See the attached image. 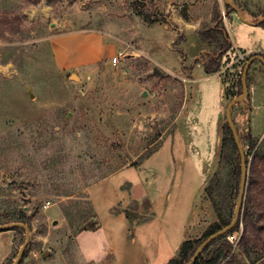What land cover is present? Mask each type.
<instances>
[{"label":"rangeland","instance_id":"rangeland-1","mask_svg":"<svg viewBox=\"0 0 264 264\" xmlns=\"http://www.w3.org/2000/svg\"><path fill=\"white\" fill-rule=\"evenodd\" d=\"M134 2L151 19L159 18V23L150 24L138 16ZM204 2L0 0V223L21 209L31 218L24 264H104L102 259L90 258L97 244L91 236L97 231V221L85 199L80 203L89 219L82 224L75 199L68 201L63 191L46 194L45 186L84 187L123 167L140 164L176 130V144L192 149L194 164L209 172L204 188L209 202L206 189L215 178L224 184L228 181L232 161L220 162L227 121L225 114L218 125L214 115L217 90L199 95L196 106L191 105L198 117L195 111L202 112L207 97L212 107L204 118L184 117L177 124L191 93L177 74L190 73L199 63L190 57L189 25L202 20L198 32L212 25L214 11L211 16L205 12ZM253 4L256 10H264V0H253ZM239 20L229 21L234 44L240 51H252L254 45L264 50V27ZM219 26L226 30L223 20ZM57 40L66 42L61 51L68 60L79 63L70 69L58 66L53 48ZM207 47L200 58L218 50L216 45ZM119 52L124 55L113 65L112 58ZM201 68L197 65L193 72H203ZM263 101L256 108L247 103L236 108H250L255 151L262 157ZM51 137L57 138L56 145L45 148ZM232 154L226 150V157ZM49 157L57 161L46 169ZM48 174L54 179L49 181ZM48 202L51 205L45 208ZM63 207L69 208L68 218ZM79 224L86 230L77 234L72 227ZM26 240L27 234L0 231V264L13 263ZM236 245L220 264H253ZM261 246L259 250L264 249Z\"/></svg>","mask_w":264,"mask_h":264},{"label":"crops","instance_id":"crops-1","mask_svg":"<svg viewBox=\"0 0 264 264\" xmlns=\"http://www.w3.org/2000/svg\"><path fill=\"white\" fill-rule=\"evenodd\" d=\"M230 1L217 0L221 9L219 11L223 12ZM205 2L207 3L205 12L211 16L215 2L214 0H205ZM239 18L249 25L262 26L259 23L263 18L254 20L247 12H237L234 9L223 14V25L232 47L223 55L222 67L219 71L207 73L205 65L199 62L193 67L192 72L177 74V77L184 81L187 93L191 92L181 107L177 124L184 117L204 118L206 111L212 107L210 102H206L207 97L204 98L202 112L201 109L195 111L198 117L194 116L191 105L196 106L195 100L199 95H210L213 90H217V111L214 115L219 125L229 103L227 91L236 83L243 61L252 54L264 57V50L260 47L254 45L252 51H240L234 44L229 21ZM183 21L188 25L185 20ZM201 21H191L189 25L191 31L188 40L191 45L192 61L198 60L207 52L198 32ZM212 26L214 27L215 24ZM61 41L57 40L53 43L56 61L61 69H70L79 61L68 60L67 54L61 51V47H64L66 42ZM240 56L247 58L240 60ZM197 65L203 67L201 68L203 72H193ZM249 72V98L245 102L236 104L234 109L242 103L256 108L257 102L264 100L262 78L264 65L258 61ZM254 74L258 76L255 77V81L252 80ZM187 75L189 77H186ZM189 83L192 85L189 86ZM195 106L193 107L197 108ZM248 110L240 111L249 113L252 127V118ZM176 133L177 130L170 140L163 138L161 147L139 165L123 167L88 188L101 224V228L95 234H91L97 242L91 250V259L97 261L102 259L104 264H168L185 241L201 237L207 227L216 220L212 204L204 195L209 172L194 164L192 149L183 145L181 146L184 148L181 149L179 144H176ZM115 209H118L116 213ZM131 226L132 237L129 236Z\"/></svg>","mask_w":264,"mask_h":264},{"label":"trees","instance_id":"trees-1","mask_svg":"<svg viewBox=\"0 0 264 264\" xmlns=\"http://www.w3.org/2000/svg\"><path fill=\"white\" fill-rule=\"evenodd\" d=\"M234 4L236 5L235 7L237 9H239L241 12H247L254 20H259L261 18L264 19V10H256L255 9L256 5L253 4V0H231L228 4H226V9L230 11H234L235 9L233 8ZM132 6L135 9L137 15L143 17L146 22L150 24L159 23L160 19L159 18L151 19L141 9L139 2H134ZM221 22L222 19H221L220 11L218 12V8H216L212 16V24H215V26L213 27L212 25H209L205 29L201 30V32H199V36L202 42L205 43L206 48H208L207 46H212V45L218 46V50L213 54H207L205 57L200 58V60H196V62H201L205 65V70L207 73H215L221 69L222 57L232 47L228 41L229 36L226 30L223 27L219 26ZM259 24L264 26V20H261ZM254 55L255 54L250 55L246 59V62ZM246 62H244L242 65V69L241 72L238 74V79L236 83L227 91V97L229 100H232L233 98L239 96L243 92L242 74ZM257 62L258 61H255L250 66L249 71L253 68L254 64ZM249 73L250 72H248V76H247L248 82L250 81ZM232 118L235 123L238 135L240 137L241 144L245 149L247 164H248V185H247L241 220L228 233L212 241L205 248L203 253L200 255V257L194 264H220L225 254H227V252H229L234 247V245L229 242L228 236L234 234L235 232H239L238 242L236 243L237 244L236 246L240 247V250L250 259L251 263L264 264V249L259 250L261 244L264 243V241H261V239L264 236V157H262L260 153L255 151L257 143H256V139L252 134L251 119L249 113L247 111H238L233 107ZM224 130L226 135L223 138V142H222L220 162L226 161L229 158L232 161V165H231L232 170L230 171V178L228 179L227 182H225V184L223 183L222 180H218L217 178H215L213 183H211L206 189L207 195L211 201L212 207L216 214V220L213 221L207 227V229L205 230V232L202 234L201 237L197 239H191L185 241L181 246L177 255L172 260H170L168 264H187L193 257L198 247L207 238L229 226L233 220L237 205L238 195H239V189H240L241 158L233 133L227 122L224 125ZM67 136L68 135H65L64 137ZM23 139H24V134L20 133L19 141H22ZM56 139H57L56 137H51L48 143L44 145V147L52 149V147L56 145L55 143ZM53 143H55V145ZM226 150L227 151L232 150L233 151L232 156L226 157ZM154 152H152L151 155ZM251 156H253L252 160H250ZM56 161L57 160L54 159L53 157L51 158L49 157L46 161V163L49 164L48 166H46L44 162L42 163L43 166L45 165L44 168L48 169V167L51 168L52 164L55 163ZM136 165L139 164H134L130 166H136ZM48 175H49V181L54 179L50 174ZM106 177L108 176L107 175L102 176L98 180L84 187L75 186L71 190L69 189L58 190V187H60L58 184L57 185L52 184L50 186H48L47 184L45 187L47 188L48 191L45 190V192L46 194H53L54 190H57L59 192L63 191L62 193L64 197L68 199V201L75 199L78 205L77 214L80 216V219L82 220L81 222L82 224L88 223V219H89L87 215V211H85V207H83L82 204L80 203L82 200L85 199L86 204L88 205L91 213L93 214V218L97 221L96 227L94 229V231H96L101 228V224L99 222L97 214L95 213L93 203L88 193V188L94 183ZM223 188L224 190L225 188L227 189L226 193L225 192L222 193ZM59 194L60 193H57L56 195L58 196ZM68 209H69L68 207L67 208L63 207V212L65 214V217L67 218L69 217ZM114 211L116 213L118 209H115ZM5 218L6 221L4 220V222L0 223V225L19 223L24 226H27L29 230H31V226L28 222V220H30L31 218L27 216L24 209L18 210L6 216ZM80 225L81 224L72 227L77 234L86 230V228H83ZM24 226L14 227L8 230L20 232L23 236H25L26 229ZM8 230H2V231H8ZM130 231L131 234L129 236L132 237L133 236L132 226ZM254 253H257L256 256ZM26 258H27V253L24 254V257L20 264H24Z\"/></svg>","mask_w":264,"mask_h":264},{"label":"water","instance_id":"water-1","mask_svg":"<svg viewBox=\"0 0 264 264\" xmlns=\"http://www.w3.org/2000/svg\"><path fill=\"white\" fill-rule=\"evenodd\" d=\"M237 12H240L239 9H237L235 6H233ZM264 20V19H262ZM255 61H260L263 65H264V57L261 55H256L251 57L245 64L244 69H243V74H242V84H243V92L242 94H240L239 96L233 98L232 100L229 101L227 107H226V121L228 123V125L230 126V129L233 133L235 142L237 144L238 150H239V154H240V158H241V181H240V189H239V195H238V200H237V205H236V209H235V213H234V217L233 220L231 222V224L229 226H227L226 228L222 229L221 231L213 234L212 236H210L209 238H207L199 247L198 249L195 251L193 257L191 258V260L187 263V264H194L198 258L200 257V255L203 253V251L205 250V248L215 239H217L218 237L228 233L230 230H232L237 224L238 222L241 220V216H242V212H243V207H244V200H245V195H246V190H247V185H248V164H247V157H246V152L245 149L243 148L241 141H240V137L238 135L235 123L233 121L232 118V109L233 107L242 102L245 101L249 98L250 95V90H249V84L247 81V76H248V72L250 69V66L255 62ZM155 72L157 74H161V72L159 70H155ZM144 95H147V93L145 92ZM18 226H24L22 224L19 223H11V224H4V225H0V230H8V229H12L14 227H18ZM26 229V234H27V240L26 242L23 244V246L21 247L19 254L16 258V260L14 261L13 264H20L24 254H25V250L27 249L28 246V242H29V236H30V230L27 226H24Z\"/></svg>","mask_w":264,"mask_h":264},{"label":"built area","instance_id":"built-area-1","mask_svg":"<svg viewBox=\"0 0 264 264\" xmlns=\"http://www.w3.org/2000/svg\"><path fill=\"white\" fill-rule=\"evenodd\" d=\"M123 55H124L123 52H119V53L117 54V56H114V57L112 58V61H111L112 64H113V65H117V64L120 62V59L123 57ZM239 59H240V60H244L245 57L240 56ZM50 205H51V203L48 202L46 205H44V207H45V208H48ZM238 237H239V232H235L234 234L228 236V240H229V242H230L231 244L234 245L235 243L238 242Z\"/></svg>","mask_w":264,"mask_h":264}]
</instances>
